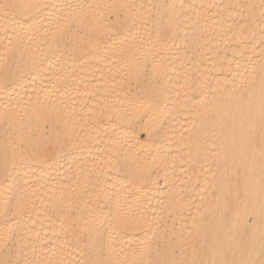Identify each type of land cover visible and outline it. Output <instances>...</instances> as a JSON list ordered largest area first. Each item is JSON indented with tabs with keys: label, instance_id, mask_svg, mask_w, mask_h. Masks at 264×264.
<instances>
[{
	"label": "bare ground",
	"instance_id": "bare-ground-1",
	"mask_svg": "<svg viewBox=\"0 0 264 264\" xmlns=\"http://www.w3.org/2000/svg\"><path fill=\"white\" fill-rule=\"evenodd\" d=\"M251 190L264 0H0V264H264Z\"/></svg>",
	"mask_w": 264,
	"mask_h": 264
},
{
	"label": "rangeland",
	"instance_id": "rangeland-1",
	"mask_svg": "<svg viewBox=\"0 0 264 264\" xmlns=\"http://www.w3.org/2000/svg\"><path fill=\"white\" fill-rule=\"evenodd\" d=\"M228 205L227 208L221 211L224 217L222 221L226 229L225 234H230L237 240L242 232H248L249 228L253 225L255 212L258 207L262 212L261 216H264V192L259 191V193H255L251 190L246 194L244 193L242 200L238 199V201L235 202V206H232L230 202ZM180 212H182V219L180 221L184 222V219L188 217V211L185 209L178 210V214ZM176 226L177 225H174L173 228H176ZM256 231L258 232L255 237L257 239V245H259L260 248L259 255L253 251L256 247L251 243H249L247 247L244 245L242 251L247 257L255 256V262L261 263V260L264 261V228L259 227ZM251 232L252 230L249 232V236ZM183 244H181L182 247L185 245ZM174 251L177 252L178 248H175Z\"/></svg>",
	"mask_w": 264,
	"mask_h": 264
}]
</instances>
